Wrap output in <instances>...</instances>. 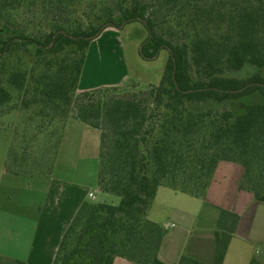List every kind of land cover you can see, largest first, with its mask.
Listing matches in <instances>:
<instances>
[{
    "label": "trees",
    "instance_id": "obj_1",
    "mask_svg": "<svg viewBox=\"0 0 264 264\" xmlns=\"http://www.w3.org/2000/svg\"><path fill=\"white\" fill-rule=\"evenodd\" d=\"M136 22L148 31L143 59L169 52L161 83L80 92L90 44ZM16 111L27 117L9 127V171L49 174L74 118L100 132L98 188L121 199L84 202L54 264H166L165 230L149 219L160 188L205 200L229 162L243 169L239 190L264 203V0H0V120ZM239 222L219 210L212 264H224Z\"/></svg>",
    "mask_w": 264,
    "mask_h": 264
},
{
    "label": "crops",
    "instance_id": "obj_2",
    "mask_svg": "<svg viewBox=\"0 0 264 264\" xmlns=\"http://www.w3.org/2000/svg\"><path fill=\"white\" fill-rule=\"evenodd\" d=\"M115 29L107 28L105 31ZM84 76L85 72L80 80V92L91 89L81 86ZM99 153L100 132L71 118L67 122L49 174L17 175L8 170L5 162L0 169V255L26 264H54L67 228L81 205L90 201L89 194L95 193V189L99 190ZM221 170L228 172L231 181L225 175L226 172ZM242 175L243 169L227 162L221 163L207 198H195L204 201L205 208L209 210L208 217L201 223L196 221V216L190 215L187 218H192L193 227L198 226L197 232L211 233L209 260L204 259L207 239L200 234V237L192 240L193 232L184 229L174 234L165 232L159 253L164 263L179 264L185 256L212 264L214 258L211 260V245L215 240L219 210L226 209L236 212L240 216V222L224 264H251L253 261L264 264V257L258 259L256 255L259 251L255 250L257 246H261L264 253V203L256 201L252 194L239 190L238 182ZM162 190L163 188L159 189L149 213V219L158 224L160 222L150 215ZM173 226L174 224H167L166 227L169 229ZM114 264L132 263L124 258H117Z\"/></svg>",
    "mask_w": 264,
    "mask_h": 264
},
{
    "label": "rangeland",
    "instance_id": "obj_3",
    "mask_svg": "<svg viewBox=\"0 0 264 264\" xmlns=\"http://www.w3.org/2000/svg\"><path fill=\"white\" fill-rule=\"evenodd\" d=\"M102 35L100 36L101 38L98 37L99 40L96 41L95 39V42L93 41L88 49L83 69L85 76L82 87L93 90L102 87L127 85L141 89L161 83L169 60V52L162 50L159 56L151 61L143 59L140 50L142 43L148 37V31L141 22L128 24L122 29L107 30ZM248 72H237L232 74V76L243 78L248 75ZM260 100L259 97L252 98L251 102ZM238 108H242V105L239 104ZM26 115V113L16 111L4 115L0 120L1 128L7 129L3 134L0 133V169L8 159L9 147L14 136L12 128L9 127L22 129L26 121ZM230 164L242 170L241 166ZM221 171L223 173L226 172L225 175H228V179L231 181L228 172L226 170ZM95 193V199H89L92 202L114 206L119 205L121 202V199L116 195L106 194L97 189H95ZM161 193L150 217L158 220L165 232L167 231L170 234L182 232L185 229L193 232L191 235L192 240L200 237V234L203 235L204 239H207L204 259L209 260L211 233L208 231L204 233L197 232L198 226L195 225L193 227L192 218L191 220L187 219L190 215H193L196 216V221L201 223L205 217H208L209 210L205 208L204 201L196 200L186 194L175 193L169 188H163ZM167 224L170 226L174 224V226L168 229L166 227ZM212 248L213 255L211 260H213L215 254V240L211 245V250ZM255 250L259 251L258 255H256L257 258L262 259L264 257L263 248L257 246Z\"/></svg>",
    "mask_w": 264,
    "mask_h": 264
},
{
    "label": "built area",
    "instance_id": "obj_4",
    "mask_svg": "<svg viewBox=\"0 0 264 264\" xmlns=\"http://www.w3.org/2000/svg\"><path fill=\"white\" fill-rule=\"evenodd\" d=\"M89 197H90V199H95L96 195H95L94 192H91V193L89 194Z\"/></svg>",
    "mask_w": 264,
    "mask_h": 264
}]
</instances>
